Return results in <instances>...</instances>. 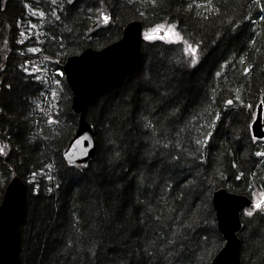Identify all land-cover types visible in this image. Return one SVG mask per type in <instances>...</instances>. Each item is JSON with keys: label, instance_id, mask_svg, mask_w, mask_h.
Listing matches in <instances>:
<instances>
[{"label": "trees", "instance_id": "obj_1", "mask_svg": "<svg viewBox=\"0 0 264 264\" xmlns=\"http://www.w3.org/2000/svg\"><path fill=\"white\" fill-rule=\"evenodd\" d=\"M100 1L6 0L0 9V200L13 176L25 182L20 264H209L224 241L212 192L264 191V137L250 131L260 102L264 123V0H212L219 15L189 10L192 0H102L112 20L87 36ZM28 20L40 25L28 38L38 52L18 43ZM133 20L144 30L177 24L197 62L184 43L143 39L132 70L87 107L96 156L69 165L62 151L79 116L56 71ZM240 216L241 264H264V214Z\"/></svg>", "mask_w": 264, "mask_h": 264}, {"label": "water", "instance_id": "obj_2", "mask_svg": "<svg viewBox=\"0 0 264 264\" xmlns=\"http://www.w3.org/2000/svg\"><path fill=\"white\" fill-rule=\"evenodd\" d=\"M5 1L0 0V9ZM74 1L67 0L68 3ZM99 10L111 17V11L104 2H101ZM98 16L99 12L89 27L88 34L107 25L99 23ZM141 39L142 24L139 20H133L125 25L118 40L100 49L86 47L79 54L67 57L64 62L65 80L72 92L71 109L79 115L76 130L62 151L67 164L85 166L96 156L94 126L86 119L85 112L96 97L113 89L132 70L141 57ZM250 131L256 139L264 137L261 102L256 107ZM77 141L81 143L78 144ZM3 145L0 137V147ZM260 198L261 194L258 199ZM253 201L246 194L236 193L225 187L212 192L216 227L224 241L209 264H241V239L238 235L242 228L240 215L251 210ZM26 208V184L20 177L13 176L5 185L0 200V264H20V227Z\"/></svg>", "mask_w": 264, "mask_h": 264}, {"label": "snow or ice", "instance_id": "obj_3", "mask_svg": "<svg viewBox=\"0 0 264 264\" xmlns=\"http://www.w3.org/2000/svg\"><path fill=\"white\" fill-rule=\"evenodd\" d=\"M53 3L56 2V0H52ZM102 2V0H101ZM156 0H151V3L153 5H155ZM254 3L259 6L260 4V0H254ZM193 7L195 8H201L204 7L205 12L211 13L212 15H219L220 14V9L219 7H213L212 4V0H206V3L204 5L197 3L196 0H192V3H190L188 5V9H192ZM99 11V16H98V22L102 23V24H108L111 20V17L109 15H107L104 11ZM262 12H264V8L261 9ZM36 13H33V15H35ZM40 16H43L44 13L41 12L39 13ZM53 15H55V13H53ZM141 16H144V13L141 12L140 13ZM198 17L201 16V13H197L196 14ZM56 19H59V17H56ZM202 19L207 21L209 20V16L208 15H203ZM244 20H247L248 17L244 16L243 17ZM261 19L264 20V15L261 16ZM240 23V20H236V21H231L230 19V26L235 27L236 25H238ZM31 28H35V25H30ZM21 36H25V33L21 32L20 33ZM144 39L148 40V41H152V40H167L168 43L171 44H175V43H184L187 46L184 49L185 54L191 53V59L193 64H195L197 62V51L198 49L196 47H193L191 44H188L187 41H185L181 35V33L177 30V24H173V23H164V24H156L153 27L147 29L144 33ZM18 43H23V41H18ZM28 51L30 52H38L40 51V49L38 48H30L28 49ZM243 62V60L241 61ZM25 71H27V69H25ZM249 71L248 68L244 69V72L247 73ZM59 75H64L63 72H60ZM217 76L220 75L219 72L216 73ZM53 96H55V93H53ZM237 100L240 99L239 96L236 97ZM225 103L229 106H231L233 104V100L232 99H228L225 101ZM249 107H251L249 105ZM48 123L49 124H54L56 123L55 120H53V118L51 116L48 117ZM145 127H149V125L146 123ZM154 135V133H153ZM255 139V137L253 138ZM77 143H81L80 141H77ZM197 144L200 143L199 140L196 141ZM8 147L7 144H4L2 147H0V155H7V153L5 152V149ZM165 147H167V145H165ZM119 153H116V156L119 157ZM257 156H264V152H257L256 153ZM34 175V174H33ZM49 179H51V177H49ZM237 179H239V177H237ZM261 211L264 212V193L261 194V198L254 200L252 203V208L251 210L245 211L243 213L244 216L247 217H252L254 212L256 211ZM188 227H191V225H188Z\"/></svg>", "mask_w": 264, "mask_h": 264}, {"label": "rangeland", "instance_id": "obj_4", "mask_svg": "<svg viewBox=\"0 0 264 264\" xmlns=\"http://www.w3.org/2000/svg\"><path fill=\"white\" fill-rule=\"evenodd\" d=\"M30 25H35L36 27L35 28H31ZM154 25H156V24H154ZM154 25L149 26L147 29L153 27ZM20 27L21 28L18 31L19 34H17V35H19V37H21V40L23 41V44H25L27 42L24 45V47H27L29 45L30 48H36V47L33 46L34 44L31 42V40L28 41V38L32 37V35L35 36V35L38 34V32L40 31L39 22L38 21L36 22L34 20L24 21V24H21ZM21 32L25 33V36H21L20 35ZM152 41H165V42H168L167 40H159V39L152 40ZM41 65L42 64H37V65L32 66V68L34 70L33 72H35V71H39L40 72V70L42 71V69H40ZM59 73H58V76H61V75H59ZM55 92H56L55 90L51 91L52 94L55 93ZM259 195H260V193L256 194L255 197H253V198L254 199H258Z\"/></svg>", "mask_w": 264, "mask_h": 264}, {"label": "bare ground", "instance_id": "obj_5", "mask_svg": "<svg viewBox=\"0 0 264 264\" xmlns=\"http://www.w3.org/2000/svg\"><path fill=\"white\" fill-rule=\"evenodd\" d=\"M117 86V85H116ZM97 98V97H96Z\"/></svg>", "mask_w": 264, "mask_h": 264}]
</instances>
